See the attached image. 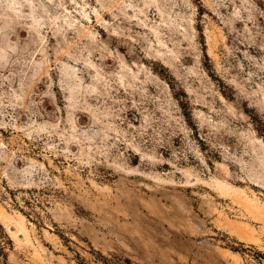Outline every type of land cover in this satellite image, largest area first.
Listing matches in <instances>:
<instances>
[{
    "label": "rangeland",
    "instance_id": "374dc122",
    "mask_svg": "<svg viewBox=\"0 0 264 264\" xmlns=\"http://www.w3.org/2000/svg\"><path fill=\"white\" fill-rule=\"evenodd\" d=\"M0 222L7 264H264V0H0Z\"/></svg>",
    "mask_w": 264,
    "mask_h": 264
},
{
    "label": "trees",
    "instance_id": "16d2710c",
    "mask_svg": "<svg viewBox=\"0 0 264 264\" xmlns=\"http://www.w3.org/2000/svg\"><path fill=\"white\" fill-rule=\"evenodd\" d=\"M13 247V241L8 235L5 227L0 222V264H7V248ZM236 252H242L238 248H232Z\"/></svg>",
    "mask_w": 264,
    "mask_h": 264
},
{
    "label": "bare ground",
    "instance_id": "6f19581e",
    "mask_svg": "<svg viewBox=\"0 0 264 264\" xmlns=\"http://www.w3.org/2000/svg\"><path fill=\"white\" fill-rule=\"evenodd\" d=\"M243 226V225H242ZM239 228H240V226H239ZM243 229H245V228H241V229H239V230H243ZM248 229V228H247ZM249 230V229H248ZM245 232V231H244ZM242 235V237L244 238V239H246V240H251L252 238H250L251 236H253V234H250V233H247L246 232V234H241ZM240 236V235H239Z\"/></svg>",
    "mask_w": 264,
    "mask_h": 264
}]
</instances>
